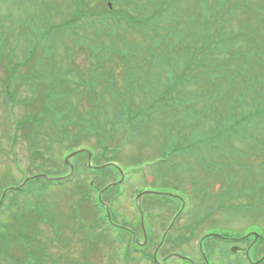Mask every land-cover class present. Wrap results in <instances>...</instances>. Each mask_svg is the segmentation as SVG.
<instances>
[{"label":"rangeland","instance_id":"1","mask_svg":"<svg viewBox=\"0 0 264 264\" xmlns=\"http://www.w3.org/2000/svg\"><path fill=\"white\" fill-rule=\"evenodd\" d=\"M83 1L87 4V9H92L95 5L97 6L98 1L101 0ZM118 1L119 0H115L116 5H118ZM161 2H166V5L170 8H173L174 6L176 7V14L169 12L167 19L170 26L177 21V32L173 29L163 32L158 31V39L152 31L149 32L147 36H143V32L139 29H144L147 25L135 24L134 21H141L140 18H143L146 13H150L159 8L162 5ZM262 2L263 0H138L137 3H130L127 7L131 14H137L133 19V22H131L133 24L121 22V24L117 26L108 20L97 22L96 17L91 18L82 15L80 17L78 16L76 19L74 26L77 30L74 29L71 37L66 38L64 36V39H62L61 35L57 34L58 39L54 41L47 35V31L52 26L60 25L59 23L62 20L61 13L63 14L64 19L71 17L72 15H77L74 12V8L77 7L76 0H0V21L2 24V27L0 26V34L4 35L1 40V47L3 51L6 48L4 51V57L6 60H10V64L13 67L16 60L20 61V63L25 60L20 57V54L23 52V49L29 45L28 39L30 38L37 44H41L35 49V56L51 52L54 53V58L50 61H45L42 67L40 63L36 64L38 70L48 67L50 68L48 72H64L67 64H71L72 68H74V75L78 70H80L83 72L82 74L85 78H87L86 81H88V78L93 75L92 71L95 67V63L98 65L103 63L105 67V62H100L101 59H106L104 48L109 45H112L111 47L115 45V50L120 55H124L128 52L132 56V60H130L131 68L124 67V61L119 59L120 56L115 52L117 56L113 55L111 66H109L110 62L106 64V68H108L114 81L112 89L120 99L123 98L124 100H127V97L133 93L135 100L148 101L149 97L146 88L150 87V83L156 78L155 72L149 74L150 70H156L157 67H160V72H162L164 76L170 78L175 73L176 64L180 62L179 60H168V58L172 56L171 47L178 41V34L186 36L181 40V46L184 45V41L185 44H188L189 41L193 39L194 33L201 32L200 36H207L208 32L213 31L214 26L216 25L212 18L217 13L221 15V19L227 20L222 24L224 28L230 29L232 33L242 32L246 43L252 45L254 44V41L251 37L256 33L257 27L260 26V23L257 22L260 17L258 8L262 5ZM164 19L163 14H158L155 17V21L158 22H163ZM92 20L97 23L96 26H93L94 23ZM85 24H87L88 29L92 31L91 33H82V29L86 27H84ZM203 24L205 25V28L203 27ZM61 32L63 33L62 30ZM120 32L123 39H119L117 37V33ZM33 33L38 34L37 38L35 36L32 37ZM163 35H165L164 38L162 37ZM66 39H73V44H70ZM68 44L73 47V50L74 48L76 49V51L70 55L66 52ZM15 46H18V50L16 59L12 63V58L8 56V53L13 52L12 49ZM257 46H259V41H257L256 47ZM82 47L83 49H80ZM138 47L145 48L147 52L134 54L133 50ZM4 57H2V60ZM98 61L100 63H98ZM4 64L6 63H0V182L2 181L6 184H11L14 180L16 182L21 181L25 175L24 171L34 172L38 170V167L34 166L35 163H41L45 169L58 175L69 174V165H65L62 160V158L65 160V155L69 151L67 150L64 153V148H66L69 143L60 139V129L57 131L56 128L50 127L48 129L45 128L46 126L40 129L38 134L40 135V139L38 140L37 146L48 149V145L51 144L52 148L48 154H54L53 157L56 160H46L37 156L34 164L30 161L31 153L26 139L22 138L20 134H18L19 138H16V141H13L10 138L11 135H14L15 121L19 118L30 116L28 114L32 110V105H28V102L32 99L31 97L35 95V91L30 87L34 81L35 73L31 75L33 71L27 64L26 66H22L20 68L18 67L19 69H14L11 74L13 76V81H11V77L8 76V71L5 68L7 65ZM140 64H142V68H140ZM101 66L102 65H100L98 70L104 69V67L101 68ZM259 70L260 69L257 67L256 71L259 72ZM130 75L137 78L131 88L127 85ZM97 78H99V76L95 75V79ZM71 81L73 80L71 79ZM6 83H9V87L12 90V97L10 98L12 101L7 99ZM71 84H73V82H71ZM245 85L243 82H239V84L235 82L236 89L234 93L238 94L245 87ZM222 87L224 88V86ZM80 91L83 93L90 92L88 87H85V90L80 89ZM8 97H10V95ZM72 100L73 105L77 104L80 107V110H78L79 113H85L89 109L88 100H84L82 93L81 97L72 98ZM210 101L211 100L209 98L201 99L198 101L197 108L201 109L204 106L209 107ZM112 113L114 112H110V114ZM208 126L209 125H207V127ZM28 131L29 129L27 130L26 137H28V135L32 136L33 132L32 134H29ZM147 133L153 137V142L155 143V137L161 134V128L158 126H151ZM81 140V143H90L89 145L92 146L94 151L96 149L98 154L99 151H101V147L96 143L94 136H88L86 140ZM74 144H76V141ZM137 146L138 141L130 143V152L123 154V159L125 160L127 157L128 159L125 162H121L123 164H130L134 166L136 172L131 176V178L116 187V190L120 193L118 201L112 199L110 195L108 196L112 203H114L115 206H118V209L121 210L119 218L127 219L130 222H133V220L137 221L135 217L137 203H134V195H136L137 189L147 186L148 188L160 190H167L168 188H171L170 185H163L160 180H157L155 172L146 168V165L143 164V162H148L152 159V157L149 156L154 155V148H149L145 152L146 156L141 157V162H137V159H130V156L137 151ZM87 159H89V157H87L86 154L80 163L82 164L83 161L85 163ZM71 160L73 161L72 158ZM16 163H18V165ZM188 173L189 172L186 173L187 180L191 179ZM181 175H183V173H181ZM86 176V169L82 168L77 174V178L75 180L81 182ZM110 176H112V172L111 174L109 172V177ZM182 179L183 177L181 176L180 180ZM108 180L109 178H106L105 181ZM59 184L60 183H57L56 186L51 185L48 187L49 189L46 193V200L55 205L62 206V209H66L64 204H68L70 200L66 197L63 203L61 200L62 195H71V188H73V186L70 183L61 186H59ZM184 184L186 188H190L193 183L187 181ZM216 186L217 187L214 189L219 188L218 184ZM156 199L157 197L155 195H147L140 199L142 200V205L143 203L146 204V214L160 211L158 209L159 207L153 204ZM72 204L73 201L71 202L70 207ZM207 205L211 206L212 202L204 204L205 207ZM195 207L196 206H194V209ZM70 210L69 207H67L66 211H68V213H70ZM87 210L90 211V209L86 207L84 209V214L85 211L87 214ZM112 210L114 211L113 208ZM58 213L59 212L56 214L58 215ZM92 213L94 220L96 219V215L94 212ZM168 217V213L165 216H157L158 219H156L158 221H155L156 233L159 234L162 231ZM217 217L220 220L218 225L223 227V229L233 231V234H236V232L244 233L248 221L262 223V221H255L256 219L254 217H250L248 215L245 217L242 213L231 212L224 215H220L219 213ZM86 221L89 223L91 220L87 219ZM181 221L182 219L179 223H181ZM66 230L68 232V229ZM137 231L139 232L138 238L143 240L141 229L139 230L138 228ZM177 233L178 231H175L172 235L175 236ZM184 234H188V231L184 230ZM82 235V233L77 235H72L70 233V248H58L57 255H64V257L70 259L73 264H123L122 256L119 255L116 257L115 255V251L118 249V246H114V244L108 246V244L102 242L98 245L97 251H87V253H84L86 248H84V245L81 243ZM37 236H39V238H37ZM36 239L38 240V243L44 244L49 251L53 252L52 246L48 244L49 240H52L50 227L41 224L40 233H36ZM233 244L241 246L242 253H244L243 249L247 246L245 241L238 240ZM231 245L232 243L229 244V246ZM262 245L263 243H261V246ZM175 247L182 248L192 258L198 261V264H203L198 255V241L192 239L186 246L176 245ZM175 247L167 246V250H163L161 247L160 252L162 253L159 252L160 259H163V256L165 255L164 251L172 250ZM259 247L260 245H255L251 249L250 255L253 258H256L259 254ZM147 251L152 252L153 247ZM210 251L215 255L214 259L216 264H228V256L234 258L231 256V253L229 255L230 251L228 246L224 244L212 246ZM63 252H65V254H63ZM241 255L242 254H239V256ZM181 259L183 258L176 257L175 255H170L167 258L170 264H181ZM223 259L224 261H222ZM131 264H152V262L139 257L137 260L133 259Z\"/></svg>","mask_w":264,"mask_h":264},{"label":"trees","instance_id":"2","mask_svg":"<svg viewBox=\"0 0 264 264\" xmlns=\"http://www.w3.org/2000/svg\"><path fill=\"white\" fill-rule=\"evenodd\" d=\"M76 2L74 12L77 15L83 14L86 17L93 15L92 10H85L86 4L83 0ZM102 8L104 4H100L98 10ZM123 14H116L107 20L111 23L114 20L118 26L121 18H126ZM69 23L70 21L66 22ZM58 28L60 25L51 27L52 30ZM146 29L143 30L148 32ZM68 41L73 43V39ZM197 61L201 62L198 59ZM236 63L238 60L228 65L230 70L223 67V72L217 79L216 76H211L208 81L190 83L193 86L186 84L184 88L174 91L175 101L167 99L158 91L157 98H153L155 93L153 89L149 90L148 101H137L133 97L127 100L119 99L116 102L120 107L117 105L114 107L116 113L112 116L116 120L113 128L106 130V133L103 130L101 136H99L101 129L92 130L98 137L101 156H105L106 162L113 158L108 156L112 151L108 145L109 138L113 141L121 138L120 125L126 128L127 142L132 139L142 142L138 147V155L135 153L134 156L138 158L145 156L144 149L149 145V148H154V151H157L154 154L157 155L156 167L153 168L155 176L163 185L171 186L167 190L157 189L163 193L157 194L156 206L165 214L172 216L181 210L184 199L188 205L186 204L179 216L184 212L190 215L186 218L184 226L191 224L190 230L195 233L204 228L213 231V228L218 227L220 220L217 212L220 215L242 213L245 217L248 215L258 218L262 220L261 224H264V70L259 67V75L262 74V77L256 81L251 82L249 78L240 80L246 84L244 87L246 92L234 95L229 85L232 77L228 78L227 73L237 70ZM164 78L167 76L163 75L161 80ZM167 90L168 94L171 89ZM203 98L211 100L209 107L198 109V101ZM151 126L161 128V134L155 137L158 140L155 143L153 137L147 133ZM187 172L191 179L187 180ZM187 181L194 186L192 184L190 188H186L184 183ZM217 184H220L219 188L214 189ZM28 189L29 186L27 188L25 186L23 191L26 192ZM89 193L90 186H87L82 194L88 196ZM173 193L180 195L181 198L171 195ZM211 202L216 204L215 208L218 207V211L209 205L204 206L205 203ZM193 206L197 208L194 209ZM148 214L150 218H154L156 213ZM32 217L27 216L26 219L19 221L17 226L12 225L13 229L8 224L0 232L1 246L6 255L11 253L9 247L14 251L22 248L27 256L26 264L35 262L33 258H29L36 254L33 242L35 236L32 232L40 231V218ZM29 230L32 232H28ZM55 230L57 232V229ZM119 231L121 235L115 236L114 241L122 243L127 238L133 242L138 237V233L133 236L124 228ZM170 235L169 233L167 241H171ZM155 238L156 236H150L148 244ZM95 239L90 246L93 245L91 249L97 251L100 237ZM57 241L62 242L59 235ZM141 250H145V247Z\"/></svg>","mask_w":264,"mask_h":264}]
</instances>
